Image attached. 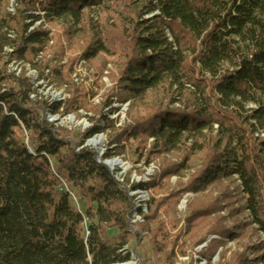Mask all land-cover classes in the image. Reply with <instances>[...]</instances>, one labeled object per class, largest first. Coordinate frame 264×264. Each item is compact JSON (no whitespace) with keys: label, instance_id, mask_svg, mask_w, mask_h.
<instances>
[{"label":"trees","instance_id":"trees-1","mask_svg":"<svg viewBox=\"0 0 264 264\" xmlns=\"http://www.w3.org/2000/svg\"><path fill=\"white\" fill-rule=\"evenodd\" d=\"M9 2L0 0V264L130 262L134 202L94 151L76 152L108 132L104 160L121 156L122 143L135 145L138 165L184 155L162 171L158 185L133 190L159 192L202 163L171 195L174 204L164 213L172 229L182 196L237 178L245 212L264 234V0H18L15 15L6 11ZM46 26L58 28L65 42ZM66 54L75 56L69 65L51 69L57 84L70 87L64 112L86 108L84 94L69 84L75 62L104 60L118 68L112 96L132 103L124 131L113 132L115 110L98 111L100 120L79 143L41 119L59 115L62 105L35 104L30 80L10 67L29 65L44 79ZM162 209V202L150 204L143 231L155 227L151 254L169 261L168 232L157 224ZM216 210L217 203L194 208L190 223L200 233L212 224L211 234L231 237L213 219ZM260 251L264 243L255 255ZM229 264L246 262L237 256Z\"/></svg>","mask_w":264,"mask_h":264},{"label":"rangeland","instance_id":"rangeland-1","mask_svg":"<svg viewBox=\"0 0 264 264\" xmlns=\"http://www.w3.org/2000/svg\"><path fill=\"white\" fill-rule=\"evenodd\" d=\"M11 1L6 11L10 9ZM91 18L95 22H99L98 15L91 14ZM60 25L61 28L66 29L64 24ZM46 28L51 30L52 35H59L62 42H65V38H63L58 28L52 29L48 26ZM69 58L74 59L75 56L66 54L62 61L58 59H53L54 61H52L51 57H48V60L52 61V63L44 71V79L41 78L40 72L29 65L19 64L11 66L10 72L16 77L24 73L25 77L30 80L35 92V104L62 105L59 115L54 117L40 115V117L46 123L54 125L57 130L59 129L69 134L71 140L75 143L81 142V136L100 120V113L108 115L111 110H115V114L110 116V120L114 125L113 132L124 131L126 127L132 124L130 117L132 103H120L115 95L112 96L116 92V86L112 83L111 77L117 73L118 68L111 63H106L104 60H98L93 64L83 61L75 62L74 74L69 84L72 85L71 89L84 94V97H86L84 107L86 108L73 115H68L64 112L63 107L72 99L70 87L57 84L51 69L68 66ZM99 67L102 69L101 72ZM16 71L17 75L14 73ZM108 97H111L109 101L112 103V107L105 109V101ZM175 108L178 109L180 106L177 105ZM98 111H100L99 114L97 113ZM111 136L112 132H108L100 135L95 140L97 142L100 138L102 139V142H99L95 147L99 149L100 153L103 152L104 157L107 150L110 149L109 139ZM88 141H85L84 144ZM151 143L147 144V151L151 149ZM122 145L125 148L123 154L113 160H119L123 165V179L126 189L133 185H149L152 182L158 185L162 171L170 165L182 162L184 157L182 153L166 155L150 165L145 163L138 165L136 163L135 145L128 146L124 143ZM201 167V162L193 164L189 171L182 173L179 177L169 179L168 184L163 185L159 192L146 188L148 193L147 213L143 214V222L132 229L134 239L128 247L135 258L134 264H145L146 261L147 264H229L237 256L244 257L246 264H264V260L255 262L256 257L261 258L264 255L263 251H260L257 256L255 255V249L264 243V234L254 225L249 213L245 212L246 202L237 178L223 181L220 185L200 194L189 193L184 195V197L182 196L177 202L175 212L177 227L172 229L169 225L168 222L170 221L164 212L174 204L171 195L176 194L181 186L188 185ZM153 201L155 204L162 202L163 209L158 214L157 224L165 223L168 232V252H173V256L169 257V261L164 260L162 256L156 257L151 254L150 244L155 233V227L153 226L151 231H143L146 226V220L150 216V204ZM213 203H217V210L213 219H220L223 230L230 232L231 237L223 238L220 235L211 234L210 232L213 230L212 224H207L208 227L203 228L202 233H200L195 231L193 223H190L194 208H207Z\"/></svg>","mask_w":264,"mask_h":264},{"label":"built area","instance_id":"built-area-1","mask_svg":"<svg viewBox=\"0 0 264 264\" xmlns=\"http://www.w3.org/2000/svg\"><path fill=\"white\" fill-rule=\"evenodd\" d=\"M17 2H18V0H12L11 1L10 9L7 10V12L10 15H15V10L17 8ZM39 26H40V24H36L35 28H37ZM33 30L34 29H31V31H33ZM14 73H16V75H17V71ZM19 76H20V74H19ZM31 100L32 101L35 100L34 95L31 96ZM46 116L54 117L49 112L46 114ZM99 136L92 138V140L90 139L86 144H84V146H82L81 148H78L76 150V152H81L84 149L94 151L98 157V163L99 164L102 163L103 165H105L108 168V170L110 171V173L114 176L116 181L122 187H126V186H124L125 185V181L123 179V170L124 169H123L122 163L119 160H113V159L104 160V155L102 154L103 152L100 153L99 149H97L95 147L94 142H95L97 137L99 138ZM111 160H113V161H111ZM133 186H135V185H133ZM131 188H132V186L129 187L127 190H128L129 198L134 202V205H135V211L133 212V214L130 218V221H129L130 227L133 229L136 225L143 222V217H144L143 214L147 213L146 205L148 202V200H147L148 199V193L146 192V190H140V189L139 190H133ZM125 250L128 251L130 249L126 248ZM134 260H135V258L133 256V254L131 253V260L127 264H134Z\"/></svg>","mask_w":264,"mask_h":264},{"label":"bare ground","instance_id":"bare-ground-1","mask_svg":"<svg viewBox=\"0 0 264 264\" xmlns=\"http://www.w3.org/2000/svg\"><path fill=\"white\" fill-rule=\"evenodd\" d=\"M98 142V143H97ZM97 142H95V145H98L99 142L101 143L102 142V139L100 138Z\"/></svg>","mask_w":264,"mask_h":264}]
</instances>
